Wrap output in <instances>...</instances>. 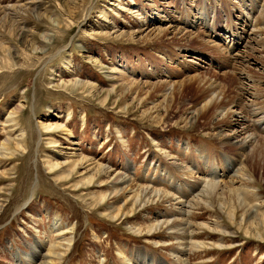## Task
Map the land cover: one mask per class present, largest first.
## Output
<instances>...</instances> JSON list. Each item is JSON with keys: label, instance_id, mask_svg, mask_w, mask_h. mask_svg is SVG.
Masks as SVG:
<instances>
[{"label": "rangeland", "instance_id": "rangeland-1", "mask_svg": "<svg viewBox=\"0 0 264 264\" xmlns=\"http://www.w3.org/2000/svg\"><path fill=\"white\" fill-rule=\"evenodd\" d=\"M261 29L264 0H0V151L8 139L6 147L16 153L0 158V264H23L37 242L43 243L38 250L43 253L66 237L73 244L59 264H184L176 259L178 236L163 230L146 240L145 230H132L174 219L173 201H156L149 210L138 207L135 216L125 218L122 211H130L132 198L115 194L117 187L102 176L103 186L74 187L94 172L69 156L78 152L112 169V175L122 173L172 198L192 193L190 183L198 188L204 163L218 168V175L229 158L234 163L229 161L227 174L238 172L241 153L235 143L224 145L221 139L230 131L221 127L230 111L217 116L214 106L238 100L242 93L253 109L247 123L264 137ZM212 32L227 39L213 38ZM205 39L211 42L205 44ZM236 41L239 46L228 49ZM216 43L230 55H222ZM247 49V57L237 56ZM238 60L262 74L245 81L248 94L239 88L247 75L234 68ZM72 79L88 83V91L61 83ZM204 80L225 87V99L209 105ZM18 105L24 106L22 135L8 133L5 121ZM48 122L62 123L66 130L59 136L46 133ZM20 137L26 140L24 148L18 146ZM49 157L69 163L51 171ZM71 161L77 167L69 166ZM184 164L196 173L186 176L180 169ZM250 167L256 178L243 199L258 212L252 215L228 189L209 205L191 208L186 219L192 226L213 222L218 230L191 233L189 240L204 246L187 240L185 264H264V170ZM170 173L172 180L167 179ZM104 194L110 201L102 204ZM55 215L65 223L62 238L49 234ZM72 226L74 231H68Z\"/></svg>", "mask_w": 264, "mask_h": 264}, {"label": "bare ground", "instance_id": "bare-ground-1", "mask_svg": "<svg viewBox=\"0 0 264 264\" xmlns=\"http://www.w3.org/2000/svg\"><path fill=\"white\" fill-rule=\"evenodd\" d=\"M261 31L264 34V29H261ZM166 32L171 34L172 28L167 27ZM212 33L215 34V32H212ZM212 33H211V35L213 36ZM184 34H186V33H184ZM207 36H210L209 32H207ZM215 36L219 37L220 35L215 34ZM240 39L241 38H238L239 41H240ZM203 42H205V44H209L211 41L205 39V41H203ZM257 42H260V41L257 40ZM239 43L240 42H238V41L233 42L231 44V47H228V49L229 48L236 49L233 46L238 47ZM218 44L219 43L215 44L217 50L219 52H221L222 55H225L226 57L229 56L230 54L226 53V51H224L225 48H221V50L219 49L221 44H219V45ZM251 50L253 52L254 51H260V50L256 49V47H252ZM249 53L250 52L247 49V50H244V53L242 51V54L241 53L238 54V52L236 54H237V56L242 57L244 55V57L245 56L247 57V54H249ZM229 58L233 59V56H230ZM242 59H243V57H242ZM242 59H240V60H242ZM234 61H235V59H234ZM234 61H233V66L235 69L240 68V72H241L240 75L241 74L247 75L245 80L243 79L244 81L239 83V85H240L239 88L241 89V92L245 91L248 94L249 90H250L249 83L247 84L245 81H249L251 83L254 80L253 78H254V75H256V73H253V72H250L249 70H247L246 69L247 67L244 65L243 62L238 60V62L236 63ZM110 75L112 78V74H110ZM260 76H262V74L258 75L257 77H260ZM124 79H126V78H124ZM259 79L262 80L261 78H259ZM124 81H126V80H124ZM208 81L209 80H206V81L204 80L203 84L205 86L206 92L208 93V96L210 97L209 105L211 103H219L221 101V99H225V90H226L225 87H223V86L220 87L219 83H216L214 81H209L210 83ZM129 82H131V81H129ZM139 82L137 81V83H139ZM61 83L64 86L69 85V86L74 87V88L82 87L85 91H88L87 90L88 89L87 88L88 83L78 81L77 79H72L71 81L61 82ZM125 83H127V82H125ZM241 94L238 95L239 96L238 100H234V101H230L229 103H224L222 105L220 104L218 106H214V114L217 116L223 117L230 111L229 112L230 115L228 114L229 120L221 122V127L229 128L230 131L227 135L222 136L221 139L223 140L222 142L224 145L230 146L233 143H235L236 145H235L234 149L237 152L241 153V155L239 156L240 158L238 157L239 158L238 160L244 159V161H243V165L238 170V172L231 174L233 172V169H232L230 171V173L228 172V174H227L226 171L230 170L229 169L230 168L229 167L230 166L229 161L232 163V165L234 163V161H231L229 158H227L226 161H224V162L222 161L223 163H222L221 167L223 168L222 171H224V172L220 173V174L218 173V175L216 174L217 172H219L218 168L208 169L209 168L208 164L204 163V168L202 167V169H206V172H203L205 177H203V176L200 178L197 177L198 178L197 182L200 184V185H198V188L196 187V185L194 183H190L189 186L193 187V188L190 191H188L189 193L194 189V186H195V190L192 193H190L189 195L186 194V196H183V195L181 197L178 196L179 198H175V197L172 198L171 193H167L165 191H162L161 189L160 190H156V189L152 190L148 186L139 185V184L135 183L127 175L125 176L122 173L115 172L112 175V172H113L112 169H109L105 165L97 162L96 160H93V159L86 157L84 155H80L77 152L75 154H71L69 157H78L77 158L78 160L76 162L77 163L81 162L83 164H86V166L89 168V170L93 171L94 173L90 179H87L84 183L76 184V185H74V187H77V185L90 186L92 184L94 185L95 183H99L100 185H102L105 180L100 179V178H101V176L105 177L110 182L112 188L117 187V189H116L117 191H115V194L126 193L129 196L128 198H132V200L134 201V203L132 204V207L130 208V211L129 210H128V212L122 211V215L125 216V218H128L130 216H135L137 214L136 209L138 207H143L144 209L146 208L147 210H149L148 208H152V206H154L151 204L156 203V201L157 202L158 201H161V202L173 201L172 205L173 206L175 205V207H174L175 209L173 211L175 213L174 219H172V220L164 219V220L153 221L148 226H146L145 229L141 230L139 228H136V229H132V230H134V232H138V233L145 230L146 233H144L143 237H145L146 240H147V238L149 239L150 237H154L155 234H157L158 232H161L163 230H167V232L170 235H174V237H176V238L178 236L177 240L180 239V241H179L180 246L178 248V251H176V252H179L176 254V257H177L176 259L184 262V264H185L186 260H188V259L184 258L183 254L185 251L188 250L187 248H189L190 243L188 244V242L190 241L189 239L191 237V233L196 234V232L202 231L203 229H212V231L218 230L215 226H211V224L213 225V222H210V223L201 222V223H196L194 226H192V224L186 219V218H188L187 217V215H189L188 213L191 212L190 211L191 208L202 207V204L209 205L211 201L216 200L217 197L221 193H223L225 190L228 189L230 192L235 194L234 201H236V199L241 200L243 202L241 204L250 208L252 215H255L258 212V210L255 209V206L250 205L247 202L244 203L243 196L245 194H249V193H247L248 191H250L249 187L255 182V178H256L255 172L253 170H251L252 168L250 166L251 165L253 166V164H254L255 168L260 167L261 168L260 170H262V169L264 170V142H260V140H264V137H260L257 134H255L252 131L250 125L248 124L249 122L247 123L248 114L250 117V115L252 113L251 110H253V109L249 108V106H251V105H249V104L247 105L246 102L245 103L243 102V101H245L244 100L245 98ZM256 103L258 104V101H256ZM260 104H259V108L262 109ZM23 107H24L23 105L16 106L15 108H13L10 111L9 115L7 116V119L5 121H6V126L9 129L8 133L18 131L19 132L18 135L25 134V133H21L23 129L19 125L20 116H21L22 112L24 111ZM194 118L196 119L197 117H194ZM225 123H227V125H225ZM43 129L46 131V133H50V134L55 133V136L57 134L59 136V132L66 130V128L64 127V125L62 123L60 124L57 122H55V123H53V122L52 123H49V122L44 123ZM10 135L11 134H9V136ZM9 139L11 141L10 137H9ZM7 140L8 139H5V141L2 143L3 150L0 151V158H8L9 159V158H13V156L16 154L14 147H11L10 151L6 147ZM17 140H21V143H19L18 146L21 148H24L25 142H26L25 138L20 137ZM58 143H59V140L55 141L56 147H59ZM46 161L48 164V168L51 171L59 170V169L61 171L62 169L65 168L64 166H66L69 163V161H65V162L53 161L52 157L47 158ZM249 161H251L250 164H249ZM238 162H236V164ZM73 165H75L77 167V165L73 161H71L69 166L72 167ZM180 169H183L186 176H187V174H195L196 173V172H193V169H195V168H192L191 166L189 167V166L185 165L184 167L183 166L180 167ZM9 172H11V170L6 171L5 174H9ZM167 172H169V170H165L166 174H167ZM229 174H231V175H229ZM227 176L230 178V180L222 183L221 178H225ZM63 178H65V177H59L58 179L60 181H64ZM167 179L168 180L174 179V175H172L170 173L169 177H167ZM107 184H109V183H107ZM185 184L187 185V183H185ZM237 184H239L238 187H235V186H237ZM178 185L180 187H183V188L185 187L182 185V183H179V182H178ZM88 189H90V188H88ZM3 194H4V188H3ZM109 196L110 195H108V194L102 195L101 196V203L102 204H105L106 202L108 203L110 201ZM0 198H1V196H0ZM186 199H189V201H187ZM3 206H4L3 200L0 199V214L2 212ZM245 212L248 213L247 210ZM218 224L220 225V223H218ZM218 224H215V225L219 226ZM64 225H65V223L63 222L61 215H55L53 222L50 225L51 231H49L50 232L49 234H51V233L54 234L57 232V235H59V238H62V236H65V233H66V231H65L66 228ZM189 227H194V228L193 229L191 228L192 229V231H191L189 229ZM69 230L74 231V226L68 228V231ZM71 231H70V233H71ZM219 232H220V230H219ZM138 233H136V234H138ZM140 236H142V235H140ZM172 238H173V236H172ZM64 240H66L65 243H63L62 241L57 242L55 244H53L54 242L51 243V245H49V246H47V248H45L46 252H43V253L38 251L39 249H44V248H42L43 243H41V245H40V243L37 242L36 243L37 246L35 248L36 250L34 253L31 254L32 257L30 255H28L29 253L26 254V259L24 258L25 260H24L23 264H29V260L33 263V261H32L33 259L36 261V263L34 261L35 264H37V261H39L38 264H59L60 262H62V260L64 259V256L68 253L69 249L72 247V244H73L72 238L66 237V238H64ZM187 240H189V241H187ZM190 242H191V245H193L197 248L199 245L201 247L204 246V243L200 242V241L199 242L190 241ZM121 252L124 253V250H122ZM35 255L39 256L38 260L36 259L37 256H35ZM21 258H23V257H21ZM125 260L127 262H130L132 259L130 260V258H126ZM152 262L153 261H151L148 264H153L154 262L153 263Z\"/></svg>", "mask_w": 264, "mask_h": 264}]
</instances>
